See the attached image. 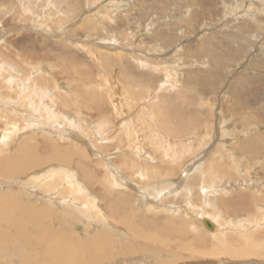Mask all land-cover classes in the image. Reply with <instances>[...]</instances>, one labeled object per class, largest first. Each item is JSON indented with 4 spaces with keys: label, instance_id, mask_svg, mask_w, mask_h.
<instances>
[{
    "label": "rangeland",
    "instance_id": "obj_1",
    "mask_svg": "<svg viewBox=\"0 0 264 264\" xmlns=\"http://www.w3.org/2000/svg\"><path fill=\"white\" fill-rule=\"evenodd\" d=\"M0 1V98L10 95L14 101L20 94H28L32 87V93L37 89L44 93L54 91L50 94L58 97L63 95L60 102L67 98L72 111L81 100L84 115L76 116L79 121H75L76 128L69 126V136L74 138L68 142L83 143L86 160L78 167L81 172L77 165H69L81 174L89 192L99 195L102 202H98L99 208L110 215L116 209L125 213L133 208L139 214V221L148 218L160 228L174 225L185 229L188 238L202 234L207 238L206 244L209 243L207 247L211 238L203 234L208 229L201 218L210 217L220 228V235L235 237L240 233L234 225L244 226L250 241L254 243L256 237L258 241L254 244L264 246V219L260 221L264 218V0ZM247 9L254 13L246 15ZM201 51L206 54L203 56ZM22 82L27 83L28 89ZM38 85L40 89L35 88ZM60 86L64 90L58 92ZM49 103L53 110L54 103ZM17 104L13 107H18ZM59 106L55 108L60 109L61 115L51 114L52 120L44 113L37 114L41 118L34 119L40 121H33L34 128L30 129L38 137L41 154L45 151L46 156L53 155L55 150L50 138L43 134L50 129L43 130L42 126L54 123L51 127L55 128L59 122L66 123L63 116L67 110ZM4 113H0V135L7 133L5 138L10 145L0 144V151L9 153L16 145L18 134L29 129L24 128L21 117L15 121L13 114ZM43 116L47 121L51 119L50 125ZM59 126L66 130V126ZM107 164L132 180L137 188L148 189L165 183L162 204L153 203V196L148 198V209L143 210L137 206L140 197L134 189L128 191L131 199L118 204L112 190L107 193L99 185V179L111 174ZM194 175L197 181L193 180ZM90 205L94 214V218L89 216L90 221L102 217L99 209L94 211L95 204ZM169 209L179 215L172 216ZM254 223L261 226L256 228ZM78 228L74 230L80 232ZM241 244L244 245L240 239L234 246L237 249ZM261 259L264 260V255Z\"/></svg>",
    "mask_w": 264,
    "mask_h": 264
},
{
    "label": "bare ground",
    "instance_id": "obj_2",
    "mask_svg": "<svg viewBox=\"0 0 264 264\" xmlns=\"http://www.w3.org/2000/svg\"><path fill=\"white\" fill-rule=\"evenodd\" d=\"M261 6H263V5H261ZM263 8H264V6H263ZM86 9H87V7H86ZM253 13L254 12H252L251 10H248V9L245 12L246 15L250 14V16ZM88 15H90V14H88ZM93 16H94V13H93ZM90 17H92V16H90ZM241 18H244V17H241ZM237 19H240V18H237ZM252 20H254L256 22V19H252ZM238 22H239V20H238ZM244 30H246V29H244ZM249 43H250V41H249ZM108 49L110 51L116 50L115 48H112V47L108 48ZM110 51H108V52H110ZM201 52H202L203 56L206 54V53L204 54L203 51H201ZM103 53H105V52H103ZM100 54H102V53H100ZM24 55H22V57ZM46 55H48V54H46ZM42 58L43 57H41V59ZM213 58H215V57H213ZM45 59L47 60V58H45ZM31 61L28 62L30 65H31ZM58 61H60V60H58ZM72 62L73 61L71 60V63ZM24 63H25V61H24ZM46 63L44 62L43 64H46ZM209 63H210V61H209ZM9 64H11V63H9ZM142 64H144V63H142ZM13 66L16 67L17 65L16 66L13 65ZM10 67H11V65H10ZM46 67H47V64H46ZM64 67L66 68V66H64ZM50 69H49V72H50ZM215 70H217V69H215ZM30 72H32V71L30 70ZM2 73H3V71H2ZM12 73H14V72H12ZM68 73H67V75H68ZM18 74H19V72L17 73V75ZM69 76H71V75H69ZM16 77H14V78H16ZM30 78L33 79L32 77H30ZM30 78H29V82H30ZM20 80H23V79L21 78ZM72 80H74V79L72 78ZM36 81L39 82L40 80L38 81V79H37ZM65 82H69V81H65ZM71 82H73V81H71ZM16 83H14V84H16ZM20 83H21V81H20ZM27 83H28V81H27ZM27 83H26V85H27ZM32 83H33V81H32ZM8 84H10V82H8L6 85H8ZM24 84L25 83H23V85ZM38 84H41V83H38ZM26 85H24V88L26 87ZM36 85H37V83H36ZM34 86H35V84H34ZM68 86L70 87V85H68ZM19 87H21V86H19ZM37 87H39V85L36 86L35 88H37ZM6 88H8V86ZM30 88L31 89H29V93L26 90L28 93L26 95H23L24 93H26V92H24L25 89H24V91H23L24 93L22 95L20 93L16 92V94H20V95L18 96L19 98L14 99V101L10 98V95L9 96L5 95V97L0 98V113L5 112L6 114H11V115L13 114V116H15V118H16L15 121L23 119V121H24L23 124L25 126L24 128L29 129L28 131H25V132L23 131L24 130L23 129L22 130L23 132L18 134L17 140L15 139L16 145H14V147L9 151V153H5L4 150L0 151V264H264V260L261 259V256L264 255V246L261 245V247H259V246L254 244L256 241H258V238L256 240V237H255L256 241L254 240V243L251 242L250 241L251 236L249 237L244 233V229H245L244 226L239 228V227H236L237 225H234L235 229H239L236 232H238L240 234H238L235 237H228L227 238L226 235H225L226 237L223 235H220V228L217 227L216 222L212 218H210V217L201 218V222H203L202 224L208 229V231L203 232V234L205 233L204 235H207V237L211 238L210 239L211 244L209 245V247H207L205 245H208L209 243L206 244L207 238L205 236H203L202 234H199L197 236L194 235V236L188 238L189 233L185 229L184 230L180 229V228L178 229V227L176 228V227H174V225L170 226L168 228H167L168 225L166 226V228H160L159 225H158L159 227L157 226V223H155L154 221H150V219H148L147 217H146L147 218L146 220L139 221L138 220L139 214L135 213L133 208L131 210L130 209L125 210L123 208L125 210V213H120L113 206L114 210L116 209L115 211H113V215H110L109 213H107V212L103 211L101 208H99L98 207L99 203H102V202H100V200H98L99 195H97L98 196L97 197L96 195H94L95 193L94 194L90 193L88 190L90 188L86 185V182L81 179L82 178V176H80L81 174L79 175L78 170L72 169L73 165H72V167H70V165H69L70 163L74 164V166L77 165L76 169H79L78 167H79L80 163L82 165V162H85V160H86L85 158H86L87 153L85 151L86 149L83 148L84 146L82 147L83 143H81V144L76 143L77 142L76 140H75L76 141L75 143H69L68 142V141H71L69 139V138H71V136H69L71 134H69V132H68L69 126L75 127V121L77 123L79 122L76 116H81V115L83 116L84 115L82 105L80 104L81 100L77 101L78 103H77V105H74V110L72 111L71 110L72 107H70L68 102H66L67 98L60 102L59 97L63 96V95H59V97H58L55 94L54 95L50 94L51 92L53 93L54 91L44 93L41 90H40L41 92L40 91L37 92L38 91L37 89H36V91H34L32 93V92H30V90H32L33 88L32 87H30ZM61 88H62V86L59 87L60 90L58 89V92H61ZM64 88H66L68 90L67 87H64ZM39 89H40V87H39ZM13 90L16 91L15 89H13ZM17 90H19V88H17ZM42 90H44L45 92L47 91V90H45V88ZM70 90H71V88H70ZM78 90H76V91H78ZM65 92H66V90L64 91V93ZM74 92L75 91L73 90V94H74ZM82 94H83V92H82ZM20 96H21V98H20ZM82 97H83V95H82ZM63 98H61V99H63ZM72 99H73V96H72ZM16 100H18V102L20 100V102L18 103ZM49 101L53 102L55 107L57 105L59 106V104L61 103V105L64 108H66L67 112H65L64 113L65 116H63L64 120H66L65 121L66 123L59 122L58 126L55 125L56 126L55 128L51 127L54 123L51 124L48 122H50L51 119L54 120L53 116L61 115V112L59 111L60 110L59 108H58L59 109L58 110L55 107H53V108L57 112L54 111V109L51 110L52 107L51 106H50L51 108L48 107V105L51 104V103H49ZM70 102H71V100H70ZM14 104H17L18 107H16V105L13 107ZM24 108H27V109L25 110ZM47 110H49V111H47ZM40 113H44L45 115L50 116V118H51V114L53 115L52 118L50 119V121H47L48 119L45 116H43V117H45V120L47 121V123L49 125L51 124V126H48L47 124H45L46 122H43L46 125V126L45 125L42 126L43 130H46V129H50V130L52 129L53 130L56 128L60 129V131H54V130L51 132H50V130L49 131H43V134H46L50 138V141H52L50 143L53 147V150H55L53 152L54 153L53 155H50V154L48 155L46 153L47 154V156H46L44 154L45 151H43L44 155L41 154L42 151H40L41 149L39 150L40 143H37L38 139H36L38 137L35 136L34 131L30 130V129L34 128L33 127L34 124L32 125L33 121L34 122L40 121V120L36 121L34 119V118H38L39 115H37V114H40ZM46 113H50V115L46 114ZM9 117H10V115H9ZM19 117H21V118L19 119ZM39 117L41 118V116H39ZM78 118H80V117H78ZM13 120L11 119V121H13ZM55 122H57V121H55ZM14 125H15V127H17L16 124H14ZM59 125L64 126V127L66 126V130L64 128H61ZM12 127H13V125H12ZM62 129H64V130L61 131ZM78 130H79V128H78ZM70 132H73V131H70ZM11 133H13V132H11ZM78 133H81V132H78ZM6 135H7V133L0 135V144L3 146L8 144V142H6L7 139L5 138ZM12 135L16 136V134H14V133ZM262 135H263V133H262ZM262 135H260V136L262 137ZM137 136H139V135H136V137ZM249 137H251V136H249ZM11 138H13V137H11ZM73 138H71V139L73 140ZM224 138H226V137H224ZM256 138H257V136H256ZM34 140H36V143L33 142ZM226 141H229V140H225V142ZM247 141H250V140H247ZM67 143H69L70 145L68 144L69 145L68 146ZM204 144L202 146L206 147V146H204ZM8 145H10V144H8ZM154 145L152 143L151 146L156 147ZM216 146H214V148ZM43 147H45V146L43 145ZM157 147L155 149H158ZM224 147H223V149H225ZM236 147H238V146H236ZM253 147H255V146L253 145ZM137 148H139V147H137ZM227 148L229 149V147H227ZM174 149H175V147H174ZM206 149H209V148H206ZM144 150H145V148H144ZM159 150H161L160 147H159ZM220 151H223V150L221 149ZM158 152H160V151H157L156 154H159ZM172 153L174 155V152H172ZM185 153H184V155H185ZM234 153H236V152H234ZM175 155H177V154H175ZM141 157H142L141 158V160H142L143 156L141 155ZM232 157H233V155H232ZM244 158L245 157H243V159ZM194 159H193V161H194ZM123 160L126 161V159H123ZM74 162H76V163H74ZM160 163H162V162H160ZM195 165L196 164H194V166ZM255 165H257V163ZM201 166H202V164H201ZM82 167H84V164ZM106 167H108V170L111 174L112 173H114V174L111 175L108 173L101 180L99 179V181H100L99 185L102 189L107 191V193L112 190L111 195L115 194L117 196L115 198H117L118 204L119 203L123 204V202L126 200V198L127 199L132 198V196L128 192L129 189H132V190L134 189L137 192V194L139 195L140 199L138 200L137 206L142 208V209L143 208L148 209V206H147L148 198L150 199L153 196H155L154 197L155 200L153 203L158 204V205L162 204L163 199H165V195L163 194V192L166 189L165 183H162V185L161 184L160 185H157V184L153 185V186L149 187L148 189L137 188V187H134L132 180H130L128 177L122 175L123 173H120V171H116L115 167H111L108 164ZM188 167L190 169V166H188ZM110 169L112 172L110 171ZM186 169L188 171V168H186ZM193 169H190V170L194 171ZM200 169H202V168L200 167ZM222 169H223V167H222ZM234 171H236V170H234ZM79 172H81V169H79ZM200 174H198V176H197L198 181L201 180V179H199ZM25 176H29V178H24ZM117 176L120 178V180L122 182L121 185L118 183V181L116 179ZM200 178H202V177H200ZM193 180L194 181L196 180L195 175L193 177ZM182 181L184 184L185 181L184 180H182ZM194 181H192V182H194ZM202 181H201V183H202ZM195 184L198 185L197 182ZM181 185H182V183H181ZM188 185L189 184L187 183L186 186H188ZM223 185H222V187H223ZM232 185H233V183H232ZM173 186H174V184H173ZM192 189H194L193 186H192ZM196 189H197V187H196ZM117 190H119L121 193L117 192ZM186 190L187 189H185V191ZM233 190H235V189H233ZM190 191L192 192V190H190ZM190 191H189V193H190ZM195 192H198V191L195 190ZM239 192L240 191H238V193ZM183 196L187 197V196H185V194ZM241 196H242V194H241ZM90 198L92 200H91V202L90 201L88 202V199H90ZM190 199H192V198H190ZM255 200L256 199H254V201ZM85 202H87V203L85 204ZM90 204H92V205L95 204L94 211L96 212V209L97 210L99 209V212H100L99 214H101L103 218L99 217V219H98V217H97V219L95 218V220H93L94 214L92 213L93 214V216H92V214L90 212L92 210L89 208ZM115 204H116V202H115ZM96 206H97V208H96ZM90 207H92V206L90 205ZM75 208L77 209L76 212H74ZM150 210H154V209H150ZM116 211H117V214H116ZM169 211H170V214H172V216H176L178 214L177 211L175 212L172 209H169ZM139 213H141V212H139ZM89 216L93 217L92 218L93 221H90L91 217H89ZM143 216L145 217V215H143ZM101 219H103V220H101ZM261 219H264V218L263 217L260 218V221H261ZM246 220H248V219H246ZM263 223H264V221H263ZM158 224H159V222H158ZM165 225H163V226H165ZM251 225L252 224H250V226ZM255 225H254V227H256V228L261 226V224L258 225V223ZM75 227H79L78 229L80 232H76ZM251 227H250V229L252 230L253 227L252 228ZM246 231H248V229ZM262 231H264V229ZM256 234H254V235H256ZM130 235H131V237H130ZM240 239L242 240L244 245L241 244V246L236 249L234 245H236ZM261 242L263 243V241H261ZM185 253L188 254L189 256H186Z\"/></svg>",
    "mask_w": 264,
    "mask_h": 264
},
{
    "label": "water",
    "instance_id": "obj_3",
    "mask_svg": "<svg viewBox=\"0 0 264 264\" xmlns=\"http://www.w3.org/2000/svg\"><path fill=\"white\" fill-rule=\"evenodd\" d=\"M207 225V224H206Z\"/></svg>",
    "mask_w": 264,
    "mask_h": 264
}]
</instances>
